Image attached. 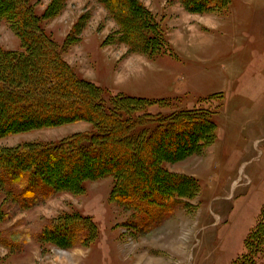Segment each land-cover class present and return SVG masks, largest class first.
Listing matches in <instances>:
<instances>
[{
	"label": "rangeland",
	"instance_id": "374dc122",
	"mask_svg": "<svg viewBox=\"0 0 264 264\" xmlns=\"http://www.w3.org/2000/svg\"><path fill=\"white\" fill-rule=\"evenodd\" d=\"M140 1L152 8L168 40L172 35L188 52L180 47L176 56L131 52L99 0L31 4L80 77L110 93L173 99L164 112L218 111L210 145L164 162L173 174L198 178V189L185 205L158 217L157 225L112 197L115 177L88 180L84 190L60 191L30 209L0 189V264H235L247 253L264 211V0H232L222 13L189 12L178 0ZM187 32L199 45L188 42ZM23 47L15 27L0 18V48ZM92 129L80 121L13 132L0 138V150L58 143ZM77 211L96 221L93 243L64 247L39 239L53 221ZM147 220L149 226L143 224ZM251 259L264 264V245Z\"/></svg>",
	"mask_w": 264,
	"mask_h": 264
},
{
	"label": "trees",
	"instance_id": "16d2710c",
	"mask_svg": "<svg viewBox=\"0 0 264 264\" xmlns=\"http://www.w3.org/2000/svg\"><path fill=\"white\" fill-rule=\"evenodd\" d=\"M99 1L116 20L120 43L131 52L176 56L155 15L140 0ZM178 1L189 12L222 13L232 0ZM0 18L15 27L24 43L21 52L0 48V138L72 122L93 125L58 143L2 148L0 189L9 199L30 209L60 191L84 190L88 180L115 177L112 197L141 218L160 223L164 212L185 205L199 179L173 174L164 162L210 145L216 138L218 111L194 107L164 112L173 99L110 93L80 77L42 28L31 0H0ZM149 221L143 224L149 226ZM256 226L247 253L235 264H251L254 251L264 245V211ZM98 231L91 216L77 211L53 221L39 239L83 246L93 243Z\"/></svg>",
	"mask_w": 264,
	"mask_h": 264
},
{
	"label": "crops",
	"instance_id": "0c3cea01",
	"mask_svg": "<svg viewBox=\"0 0 264 264\" xmlns=\"http://www.w3.org/2000/svg\"><path fill=\"white\" fill-rule=\"evenodd\" d=\"M149 7V6H148ZM150 8V7H149ZM151 10H152V8H150ZM221 24H217L218 26V28L219 27H221L222 26V22H220ZM203 24V23H202ZM205 25V24H204ZM220 25V26H219ZM206 26V25H205ZM207 28H211L212 30H215V29H217L215 26H210V25H208L207 26ZM217 30H219V29H217ZM221 30V29H220ZM169 42H170V44L172 45V48L174 49V51L178 54V52H177V48L178 47H180V48H182L181 47V45L179 44V42L177 43V42H175L174 41V39H173V37H172V35H170L169 34ZM186 38L188 39V42L189 43H192V45H194V44H196L195 46H197V45H199V43L197 42V41H195V36L194 35H189L188 34V32L186 33ZM182 49H184V48H182ZM185 50V49H184ZM186 52H188L187 50H185ZM154 99H159V98H154Z\"/></svg>",
	"mask_w": 264,
	"mask_h": 264
}]
</instances>
